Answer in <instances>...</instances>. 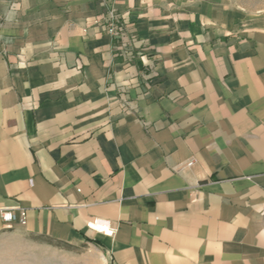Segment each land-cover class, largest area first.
<instances>
[{
    "label": "crops",
    "instance_id": "1",
    "mask_svg": "<svg viewBox=\"0 0 264 264\" xmlns=\"http://www.w3.org/2000/svg\"><path fill=\"white\" fill-rule=\"evenodd\" d=\"M19 207L0 240L80 252L24 264H264V9L0 0V211Z\"/></svg>",
    "mask_w": 264,
    "mask_h": 264
},
{
    "label": "rangeland",
    "instance_id": "2",
    "mask_svg": "<svg viewBox=\"0 0 264 264\" xmlns=\"http://www.w3.org/2000/svg\"><path fill=\"white\" fill-rule=\"evenodd\" d=\"M228 3L239 5L245 7L249 10H259L264 9V0H226ZM40 238H15V239H1L0 240V251L3 252L1 255V262L12 263V264H24L26 262H37L46 261L60 258H73L75 256H80V252L65 253L59 248L54 247H39L35 243ZM5 252V253H4ZM75 253H78L76 255ZM64 254H75V256L64 255Z\"/></svg>",
    "mask_w": 264,
    "mask_h": 264
},
{
    "label": "built area",
    "instance_id": "3",
    "mask_svg": "<svg viewBox=\"0 0 264 264\" xmlns=\"http://www.w3.org/2000/svg\"><path fill=\"white\" fill-rule=\"evenodd\" d=\"M107 12L101 17L103 20V26L105 27V31L107 34L113 39L114 41H118L120 43L119 46H117V51L116 55H120L123 57V60L129 56L131 47L128 46L127 44L129 41L126 42L125 37H124V26H122L121 23V16L118 11H116L113 6L109 7ZM125 42H124V41ZM193 160L190 159L186 163L187 166H190L192 164ZM0 216L3 222L5 224L10 225L11 223L18 221L20 224H25V218H26V210L24 208H17L16 211L10 210V209H4L0 211ZM93 224H98V225H105L108 227V231H104L102 233H107V234H114L113 231L115 230L113 226L110 225L109 221L106 219H93L87 223V226L92 228L94 230Z\"/></svg>",
    "mask_w": 264,
    "mask_h": 264
},
{
    "label": "bare ground",
    "instance_id": "4",
    "mask_svg": "<svg viewBox=\"0 0 264 264\" xmlns=\"http://www.w3.org/2000/svg\"><path fill=\"white\" fill-rule=\"evenodd\" d=\"M93 227H94V230H96L97 232L108 231V227H106L105 225L93 224Z\"/></svg>",
    "mask_w": 264,
    "mask_h": 264
},
{
    "label": "trees",
    "instance_id": "5",
    "mask_svg": "<svg viewBox=\"0 0 264 264\" xmlns=\"http://www.w3.org/2000/svg\"><path fill=\"white\" fill-rule=\"evenodd\" d=\"M56 244H57V245L62 244L63 246H66V244H63L62 242H59V241H56Z\"/></svg>",
    "mask_w": 264,
    "mask_h": 264
}]
</instances>
